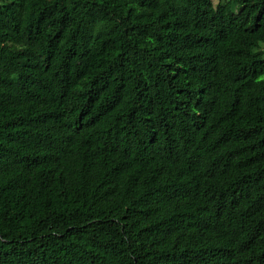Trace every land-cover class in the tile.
<instances>
[{
    "label": "trees",
    "instance_id": "1",
    "mask_svg": "<svg viewBox=\"0 0 264 264\" xmlns=\"http://www.w3.org/2000/svg\"><path fill=\"white\" fill-rule=\"evenodd\" d=\"M0 264H264V0H0Z\"/></svg>",
    "mask_w": 264,
    "mask_h": 264
},
{
    "label": "rangeland",
    "instance_id": "2",
    "mask_svg": "<svg viewBox=\"0 0 264 264\" xmlns=\"http://www.w3.org/2000/svg\"><path fill=\"white\" fill-rule=\"evenodd\" d=\"M221 0H212L213 4L216 6Z\"/></svg>",
    "mask_w": 264,
    "mask_h": 264
}]
</instances>
